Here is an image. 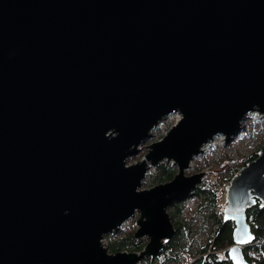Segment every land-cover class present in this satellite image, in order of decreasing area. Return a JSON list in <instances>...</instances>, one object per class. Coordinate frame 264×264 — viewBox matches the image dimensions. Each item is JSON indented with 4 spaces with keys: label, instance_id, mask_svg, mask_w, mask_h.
<instances>
[{
    "label": "water",
    "instance_id": "obj_1",
    "mask_svg": "<svg viewBox=\"0 0 264 264\" xmlns=\"http://www.w3.org/2000/svg\"><path fill=\"white\" fill-rule=\"evenodd\" d=\"M252 111L264 115V0H0V264L157 255L175 234L168 208L204 176L185 168ZM172 112L182 119L126 165ZM163 159L177 173L141 189ZM225 199L228 258L248 264L246 210L264 205V145ZM136 212L133 237L147 243L108 252L105 235Z\"/></svg>",
    "mask_w": 264,
    "mask_h": 264
},
{
    "label": "rangeland",
    "instance_id": "obj_2",
    "mask_svg": "<svg viewBox=\"0 0 264 264\" xmlns=\"http://www.w3.org/2000/svg\"><path fill=\"white\" fill-rule=\"evenodd\" d=\"M179 116H181L180 119H182V115L180 113L172 112L162 119V121L151 130L149 137L139 144L137 152L125 160L126 165H131L144 159L145 155L150 150L149 146L152 143L159 141L167 132L169 127L177 120H180ZM262 116L264 115L262 114ZM242 124L243 127L240 131L236 135L232 136L228 142L226 141L227 136L222 133L225 135V138L219 145L214 146V150L211 149L209 151L199 153L192 158L189 166L184 170L185 175L202 173L204 176L196 188H199L202 185L206 187L208 191L215 192L216 194L215 204H213L211 208H204L202 211V213L212 214L214 216L217 215L218 218L215 216V219H206L201 216L202 213L201 215L194 217L193 214H195L201 203V197L194 194L196 192V188L186 199L182 201V204L180 205L182 217L185 220H190L192 223V232L190 233L191 237L196 235L195 233L198 230V225L201 223L204 224V230L199 232L197 239L192 242L191 251L193 252L198 240H205L209 233L217 226V221L223 214V208L226 205V185L229 184L230 178L236 174V169L245 165H242V161L244 159L258 153L260 148L264 145L263 117L253 118L248 114V116L242 121ZM160 163H164L172 169L174 173H177L178 166L174 164V161L163 159ZM150 166L151 165L149 164V167ZM155 167L156 166H153L146 171L140 186L141 189L150 188L158 183L169 181H165L164 178H156L157 173L155 171ZM233 171L236 172L233 174ZM168 213H171V207L168 208ZM138 216V212H136L135 216L127 220L116 232L105 235L103 245L106 247L107 251L111 242L131 234L133 235L135 229L137 228L136 220Z\"/></svg>",
    "mask_w": 264,
    "mask_h": 264
},
{
    "label": "trees",
    "instance_id": "obj_3",
    "mask_svg": "<svg viewBox=\"0 0 264 264\" xmlns=\"http://www.w3.org/2000/svg\"><path fill=\"white\" fill-rule=\"evenodd\" d=\"M257 156L258 153H255L247 157L242 161V165L255 159ZM155 171L157 173L156 178H164L165 181L171 180L175 174L174 171L164 163L158 164L155 167ZM236 171H238V169H236ZM235 172L233 171V174ZM194 194L201 197V203L195 214H193L194 217L201 215L204 208H211L212 205L215 204V192L208 191V189L202 185L199 188H196ZM180 205L181 203L176 202L171 207L170 217L172 218L176 234L172 240L164 244L165 249L163 251V256H170L172 259H175L182 264H185V261L188 258H196L197 262H200V264H231L227 255V249L232 244L234 223L232 221L224 222L222 218L223 216L221 215L217 221V226L209 233L205 240H198L193 252L191 251L192 242L197 239L198 233L204 230V224H199L198 230L195 233L196 235L191 237L192 223L190 220H185L182 217ZM201 216L211 220L212 218L215 219V216L217 215L214 216L212 214L202 213ZM246 217L255 237V241L249 246L242 247V252L248 264H264V205H261L256 201L254 206L246 210ZM145 243L146 239H135L131 234L111 242L108 251H139L143 248ZM144 263L155 264V260L150 259Z\"/></svg>",
    "mask_w": 264,
    "mask_h": 264
},
{
    "label": "flooded vegetation",
    "instance_id": "obj_4",
    "mask_svg": "<svg viewBox=\"0 0 264 264\" xmlns=\"http://www.w3.org/2000/svg\"><path fill=\"white\" fill-rule=\"evenodd\" d=\"M178 203H181L182 204V201L181 202H178ZM174 205V204H173ZM172 205V206H173ZM171 206V207H172ZM170 215V214H169ZM222 216H223V214H222ZM223 218V217H222ZM171 220H172V218H171ZM172 222V221H171ZM173 224V223H172ZM175 234H176V231H175ZM175 234L172 236V238L175 236ZM142 238H144V239H146V243H147V241H148V238L146 237V236H143ZM172 238H170L168 241H170V240H172ZM136 239V238H135ZM168 241H166V240H164L163 241V247H162V249L160 250V252L157 254V255H155V256H144L142 259H141V261H140V263L141 264H146V263H144V262H146L147 260H150V259H153V260H155V264H182L181 262H179V261H177V260H175V259H172L170 256H163V251H164V249H165V247H164V244L165 243H168ZM145 243V244H146ZM144 247V246H143ZM228 250V249H227ZM114 252H117V251H114ZM110 253H113V252H110ZM209 253V252H208ZM137 264H139V263H137ZM185 264H200V262H197V259L196 258H192V259H190V258H188L186 261H185Z\"/></svg>",
    "mask_w": 264,
    "mask_h": 264
},
{
    "label": "bare ground",
    "instance_id": "obj_5",
    "mask_svg": "<svg viewBox=\"0 0 264 264\" xmlns=\"http://www.w3.org/2000/svg\"><path fill=\"white\" fill-rule=\"evenodd\" d=\"M171 114V113H170ZM248 114L250 115V117H253V118H257V117H263L264 118V116H262V114L261 113H259V112H254V111H252V112H249V113H247V116H248ZM168 116V115H167ZM180 117L181 116H179V119H180ZM165 118V117H164ZM163 118V119H164ZM162 120H160L157 124H155L151 129H150V131L148 132V134L150 135L151 134V130L156 126V125H158L160 122H161ZM225 134V133H224ZM224 134H222V133H218V135L216 134V136H214V137H212L207 143H205L202 147H203V151L202 152H205V151H209V150H214V146H216V145H219L223 140H224V136L226 135H224ZM227 136V135H226ZM192 161V160H191ZM190 161V162H191Z\"/></svg>",
    "mask_w": 264,
    "mask_h": 264
},
{
    "label": "snow or ice",
    "instance_id": "obj_6",
    "mask_svg": "<svg viewBox=\"0 0 264 264\" xmlns=\"http://www.w3.org/2000/svg\"><path fill=\"white\" fill-rule=\"evenodd\" d=\"M241 243H243V242H247V241H240ZM233 251H235V249H233Z\"/></svg>",
    "mask_w": 264,
    "mask_h": 264
}]
</instances>
